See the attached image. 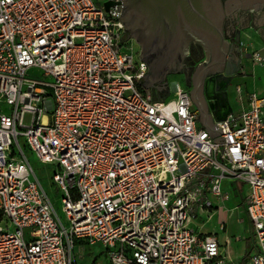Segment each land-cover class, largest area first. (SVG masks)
Segmentation results:
<instances>
[{"label": "built area", "instance_id": "2783aa9c", "mask_svg": "<svg viewBox=\"0 0 264 264\" xmlns=\"http://www.w3.org/2000/svg\"><path fill=\"white\" fill-rule=\"evenodd\" d=\"M120 8L0 0V264H77L75 249L95 244L109 264H225L215 234L191 226L193 208L210 218L212 198L228 197L224 181L248 188L247 264H264V97L236 86L241 108L214 121L223 134L210 137L178 82L172 96L143 95L148 65L121 40ZM20 137L56 165L67 225Z\"/></svg>", "mask_w": 264, "mask_h": 264}, {"label": "water", "instance_id": "95a60500", "mask_svg": "<svg viewBox=\"0 0 264 264\" xmlns=\"http://www.w3.org/2000/svg\"><path fill=\"white\" fill-rule=\"evenodd\" d=\"M109 5L106 2L105 9ZM120 9L121 40L132 37L140 47V59L148 65L138 81L146 89L157 87L160 96L168 92L167 75L181 72L190 43L202 47L204 60L195 67L189 95L210 137L223 134L214 121L231 111L226 87L240 36L236 30L234 40L227 38L225 17L231 11L236 18L238 10L256 9L251 12V25H264V0H121ZM258 30L264 42V32ZM170 89L176 90L175 82Z\"/></svg>", "mask_w": 264, "mask_h": 264}, {"label": "crops", "instance_id": "0c3cea01", "mask_svg": "<svg viewBox=\"0 0 264 264\" xmlns=\"http://www.w3.org/2000/svg\"><path fill=\"white\" fill-rule=\"evenodd\" d=\"M254 11H256V9L245 12L247 19H230L231 23H229L230 25L228 24V26L231 27L232 31L240 30L239 44L237 46H234L236 67L231 68L233 74L230 77V83L226 87V91L228 93V103L231 106L232 111H238L241 108L240 104H237L236 102L234 103V101L230 97L231 92L234 90V87L236 89V86L238 85L241 86L244 93L254 91L259 96L264 97V62H262L261 64L253 63L250 56L251 52L253 51H258L260 54L264 55V42L258 35L259 32L258 28L261 27L262 31L264 32V25H260L258 27H254L251 25V21H252L251 12ZM225 33L227 34L226 35L227 38L232 40L230 35H228L226 31ZM149 90L153 97L155 96L162 97L160 96L157 87L149 88ZM228 198L229 197H227V199ZM213 202L214 204L218 205L219 208H223V210H225L226 213L239 210L238 205H232L226 208L224 204L226 202L225 199L223 200L214 199ZM241 205L245 209L242 203V199H241ZM217 211L218 208L214 209L211 212L210 218H207L206 215L199 216V218L202 219V222L198 224L192 225L194 223V219H193L191 221V226H193L197 231H199L202 234L214 233L217 240L221 244V254L222 256L224 255L223 257L226 258L228 262H231L232 264H238L239 259L244 256H246L249 259V256L255 251L254 239H253V235H251L252 239L251 242L249 243V240L245 237L244 235L245 232L243 230L244 225L242 223V220L237 222L235 221V224L234 222L233 223L231 222L228 230H226L225 221H224L223 229H220L219 227L220 222L217 224V226L211 228L204 227L205 223L209 219H211L212 216L217 215L218 213ZM240 213L241 211L239 210V214ZM233 224L236 229L233 228ZM247 248H250L249 253L246 252ZM79 251L80 250L77 247L75 249V252L78 253ZM248 259L245 261L244 264L248 263Z\"/></svg>", "mask_w": 264, "mask_h": 264}, {"label": "rangeland", "instance_id": "374dc122", "mask_svg": "<svg viewBox=\"0 0 264 264\" xmlns=\"http://www.w3.org/2000/svg\"><path fill=\"white\" fill-rule=\"evenodd\" d=\"M125 43L132 45L134 51L137 52V54L139 53V47L134 40L128 39L125 41ZM30 73L34 75H40V73L37 72L36 70H31ZM34 77L38 79L41 78V76H34ZM179 79H180L179 75H175V74L167 75L166 84H167L168 92L166 95H170V96L173 95V91H171L170 89L171 83L178 82ZM139 89L141 90L143 95H146L148 92L141 83L139 84ZM230 97L232 98L234 103L236 102L237 104H240L239 100L237 99V93L235 91V87L234 90L231 92ZM0 110L8 112V106L4 103H0ZM31 116L32 114L30 112H24L22 117V123L24 125H29L31 123ZM19 142L23 146V151L30 165L33 168L35 175L39 179L42 188L47 193L57 214L61 218L62 222L65 225H67L68 223H67L66 215L62 210V191L52 182V176L54 174V171L57 169L56 165L49 163H42L41 161H39L36 155L33 152H31L29 148L25 145L24 139L22 137L19 138ZM222 189L224 192L228 193V197H229L228 199L227 198L225 199L226 200V202L224 203L225 207L227 208L232 205H238V209L241 211V213L239 214V210L226 213L225 210H223V208H218L217 215L212 216V218L205 223L204 227L211 228L217 226V224L223 220L226 222V230H228L231 222L232 223L234 222L235 224V221L237 222L242 220V223L244 225L243 230L245 232L244 235L249 240L250 243L252 239L251 237L252 226L249 222L246 210L241 205V199L244 195H246L248 190L247 186L244 185L243 187H241V183L224 181L222 184ZM214 199L215 198L213 197L212 200ZM192 212L194 213V223L192 225L202 222V219L195 215L196 213L195 208L192 209ZM234 224H233V228L236 229ZM246 252L249 253L250 248H247ZM77 256H78L77 264H109L108 258L104 251V247H102L100 244L85 245L82 248V250L78 252ZM247 259L248 258L246 256L240 258L238 264H244ZM223 261L225 262V264H232L231 262H228L224 257H223Z\"/></svg>", "mask_w": 264, "mask_h": 264}, {"label": "flooded vegetation", "instance_id": "af4514ba", "mask_svg": "<svg viewBox=\"0 0 264 264\" xmlns=\"http://www.w3.org/2000/svg\"><path fill=\"white\" fill-rule=\"evenodd\" d=\"M223 1H225V0H223ZM234 12L235 11H231L225 17V19H226L225 20V31L228 33V35H230L232 40H234V38H235V31L236 30L232 31L231 27L228 26V24L231 23L230 19H247V16H246V13H245L246 11L238 10L236 12V18H235V15L233 14ZM120 32H121V37H122L123 24H122V29H121ZM128 39L134 40L132 37H128V38L124 39L123 41L125 42ZM138 47H139V45H138ZM139 50H140V47H139ZM203 60H204V53H203L202 47L199 44L195 43V42H191L190 45H189L188 52H187V54L185 55V57L183 59L182 70H181V72L175 74V75H179L180 76V79L178 80V83L180 85H182L183 87H185V89H187L188 92L191 91L192 88H193L191 77H192V74H193V72L195 70V67L197 65H199ZM232 65H233L232 68H235L236 67V62H234Z\"/></svg>", "mask_w": 264, "mask_h": 264}, {"label": "trees", "instance_id": "16d2710c", "mask_svg": "<svg viewBox=\"0 0 264 264\" xmlns=\"http://www.w3.org/2000/svg\"><path fill=\"white\" fill-rule=\"evenodd\" d=\"M167 96H170V95H164V96H162V97H157V96H155V97H153V98L158 99V98H164V97H167Z\"/></svg>", "mask_w": 264, "mask_h": 264}]
</instances>
